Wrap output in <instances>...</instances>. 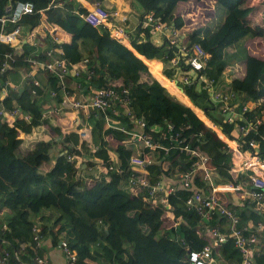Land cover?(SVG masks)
<instances>
[{
    "label": "trees",
    "instance_id": "obj_1",
    "mask_svg": "<svg viewBox=\"0 0 264 264\" xmlns=\"http://www.w3.org/2000/svg\"><path fill=\"white\" fill-rule=\"evenodd\" d=\"M15 1L0 0V14ZM29 1L34 6L32 12L23 14L17 23L7 21L3 25L4 31H11L19 24L24 33L27 30L29 33L19 55L15 54V45L0 40V63L6 59V53L12 54V59H8L11 67L0 70V106L30 113L29 123L50 126L58 140L43 135L28 148L18 136L28 122L23 117L9 122L7 116L0 115V248L9 250V257L0 264H36V257L48 256L44 242L47 238L58 244L60 250V241L66 240L76 251L75 264H191L187 258L189 250H200L208 243L214 258L212 264H241L244 257L230 234V221L218 211L202 220L194 208L186 205L193 188L182 186L177 172H195L193 183L204 193H211V185L203 178V166L195 165L197 156L180 149L173 136L177 133L181 144L207 156L205 164L211 167L212 179L217 184L229 179L237 182L229 171L231 148L223 139L225 135L236 139L242 149H247L249 139L254 137L256 152L264 155V122L248 134L239 128L264 112V57L238 45L250 33L243 19L253 6H241L244 0H213L210 16L190 28L186 14L198 10L201 4L205 7V0H196V4L183 10H179L180 0H129L139 18L137 23L130 20L124 23H129L124 34L131 48L85 20L83 15L88 8L79 0ZM150 12L165 25L163 30L145 23ZM222 15L223 21L214 25L212 22ZM42 23L56 24L71 35L69 42L52 46L54 54L61 53L70 66L63 84L57 73L43 68L34 72L39 84H34L32 77L22 78L15 73L18 68L24 73L29 69V57L46 53L47 48H36L30 37L37 36L35 27ZM42 29L48 37V30ZM175 30L179 36L185 33L184 37L199 43L208 53L201 72L213 79L220 90L235 92L229 103L239 102L236 109L240 115L227 119L220 101L213 102L196 81L182 80L188 66L182 62L170 64L179 47L168 41ZM159 59L165 66L162 73L181 82L185 94L197 106L193 107L195 112L173 81L161 84ZM230 70L233 76L226 74ZM100 85L128 89L132 116L112 114L110 110L107 114L128 128L135 126L133 118H140L143 131L159 145L137 147L124 142L120 130L107 126L105 112L99 108H89L91 145L81 139L75 128H70L69 122L51 119L52 114L41 118L43 110L61 102L62 86L69 96L86 100ZM4 87L8 93L2 96ZM250 101L255 102L254 106L242 110L241 106ZM78 116L82 124L84 111L79 110ZM205 116L221 130L218 133L221 137L205 122ZM168 124L172 126L170 131ZM133 154L148 161L143 166L132 163ZM45 163L48 166L43 168ZM95 165L113 168H108L105 174L90 173L88 168ZM131 176H143L151 183L160 179L169 181L175 188L165 195L166 202H160L157 198L164 194L162 190L149 194L146 189L133 192L126 188ZM221 191L213 193L222 204L235 210L241 223L249 222L251 230L245 233L258 234L257 241L249 247L247 264H264V228L256 229L258 223L264 224V210L257 209L250 200L237 202L231 195L230 200L221 198L218 195ZM205 226L218 227L226 238L213 243ZM36 227L41 234L39 244L33 236Z\"/></svg>",
    "mask_w": 264,
    "mask_h": 264
},
{
    "label": "built area",
    "instance_id": "obj_2",
    "mask_svg": "<svg viewBox=\"0 0 264 264\" xmlns=\"http://www.w3.org/2000/svg\"><path fill=\"white\" fill-rule=\"evenodd\" d=\"M88 11L83 15L84 19L93 24L94 26L105 29L109 33L115 35L122 41H126L125 31L128 28V23L124 24L129 18L125 16H119L115 9L107 8L104 6L102 1L97 0L93 3H90V6L87 7ZM34 9L33 3L29 0H16L11 6L10 9L6 12L0 14V40L4 42H12L16 39V36L21 31V26L17 24L11 31H4L3 25L7 21L17 23L21 16L25 13L32 12ZM194 12V11H193ZM196 13V11H195ZM208 15V14H207ZM191 16H189L190 18ZM145 23L153 24L155 28L163 30L165 25L162 24L158 17L154 13H147L145 16ZM194 25H187V27L192 28ZM179 36L178 31H174L169 37V43L179 45L176 49L177 54L170 58V64L175 65L180 62L188 66L187 73L182 77V80L185 82L196 81L198 87L204 88L211 100L215 102H221L220 108L227 119H232L240 113L236 109V104L229 103L230 97H234L236 94L233 91H222L217 87L215 81L211 78H207L202 72L201 69L205 66L206 60L208 58V53L204 48L196 42H191V39H187L186 36ZM191 40V41H190ZM14 45V44H13ZM176 46V45H175ZM6 59L0 63V70L10 68L8 59H12V54L10 52L6 53ZM49 56V58L47 57ZM32 68H43L50 72H55L60 77V80L63 84V78L66 73L69 71V64L63 58L62 54H54L52 48H47L46 53L43 56L29 57ZM76 75H79V70L75 71ZM29 76L30 73L28 72ZM174 81L178 85L177 78H171V81ZM34 84H39L37 79H33ZM80 83H78V86ZM54 93V92H52ZM2 96L6 95V87L1 90ZM232 95V96H231ZM61 102L59 104L51 105L50 108H47L42 111L41 118H46L50 114L52 118L54 116H59L63 108H68L71 110L70 125L75 124V129L78 131L81 139L86 141L87 145L92 144V133H91V124L88 125L90 118L89 108H99L105 112L106 124L108 126L114 127L121 131L124 136V142L128 144L136 145L137 147L148 146L155 147L159 145L157 142L153 141L149 135H147L142 128L144 124L140 118L135 119L133 123L135 126H138L140 129H136L135 126L128 128L122 123L113 122L110 118V114H107L108 110L112 114L125 113L131 116V96L126 87H115L112 85H100L94 90L93 93L89 94L86 100H80L69 96L67 91L62 86ZM2 102V101H1ZM248 104L242 106V110H246ZM121 109V111H119ZM83 110L85 113V121L79 126V116L78 111ZM0 115H5L9 119V122H13L18 117H23L26 124L19 135L27 134L28 127H31L32 130L42 131L45 124H40L37 126L32 125L30 122L31 114L28 112H23L17 108L6 109L3 106H0ZM264 117V112L261 116H257L253 122H248L245 125H241L239 128L243 131L244 134H248V131L255 130L257 124L261 123V119ZM90 123V122H89ZM44 127V128H43ZM172 126L167 125V130L170 131ZM22 131H27L23 133ZM18 135V136H19ZM177 140L178 147L182 150H185L187 153L197 156L195 165L203 166L204 173L203 178L208 180L211 185V193H204L200 187H197L193 183V178L195 172L192 171H179L176 174L178 181L184 187H192V194L187 197L186 205L194 208L201 216L202 220H208L213 212L218 211L220 214L224 215L230 221V234L234 239L235 245L241 251L244 259L241 264H247L249 262V247L254 244L258 239V234L256 232L245 233L250 231L251 228L247 223H241L239 215L235 210L227 205L222 204L219 201V198L214 195V191H237L240 192L239 198L243 201L250 200L254 202V205L257 209L264 210V155L256 152L257 150V140L254 137H251L248 141L247 149H242L238 142L233 139V145L231 148V163L229 171L232 175V178L237 181L233 182L230 179L222 183H215L212 179L211 167L208 164H205L207 156L200 153L195 148L189 147L187 144H181V141L177 138V133L173 136ZM112 156V154H110ZM132 163L143 166L148 160L140 157L138 154H133L130 158ZM101 162V161H100ZM108 168H113V165H109ZM108 168H101L99 165L89 167L90 173L100 172L106 173ZM94 169V170H93ZM85 173L88 174L86 171ZM242 173V175H241ZM85 176V175H84ZM87 176V175H86ZM239 177V179H238ZM175 178V177H174ZM174 178H171L172 180ZM125 187L133 192H137L139 189H146L149 194L155 193L157 190H162L164 194L157 198V201L166 202L165 195L172 192L175 186L169 181L158 180L156 183H151L147 178L143 176L134 177L131 176L127 179ZM205 230L211 235L213 243L217 244L218 242L223 241L226 238V233L221 231L216 226H205ZM264 228L263 223H258L256 225L257 230ZM33 236L39 244L41 234L38 227L33 229ZM62 258L59 261H54L48 256H38L35 258L36 264H75L77 259L76 251L72 249L66 240L60 241ZM15 256L18 257V254L15 252ZM9 257V250L5 247L0 248V263L3 260H6ZM188 260L191 264H212L214 261L211 244H205L200 250L191 249L188 252Z\"/></svg>",
    "mask_w": 264,
    "mask_h": 264
},
{
    "label": "rangeland",
    "instance_id": "obj_3",
    "mask_svg": "<svg viewBox=\"0 0 264 264\" xmlns=\"http://www.w3.org/2000/svg\"><path fill=\"white\" fill-rule=\"evenodd\" d=\"M196 0H180L179 1V10H183V9H187L189 7H192L194 5V3L196 4L195 2ZM205 2H207V5L204 7L202 6V4L200 5V8L198 10L202 11V13H200L197 9H195V11L193 12L192 10L189 11L186 16H191L189 18V24L188 25H195L197 23H201L203 21H205L210 15H207V14H210L209 12L211 11L212 7H213V0H205ZM105 5L107 6H110L112 7V9H115L117 12V14L119 16H127L129 19V14L133 13V9L131 7H129V5L127 6V4L129 3V0H121L120 3L117 2L116 0H103L102 2ZM246 5H252L253 6V9H259L261 8V11H262V14L261 15H257V16H254V17H251L249 18L252 22H249V26L252 28L250 31V33L247 35V37H243L239 42H238V45H245L249 51H251L252 53H254L255 55H258V56H261V57H264V1L263 0H244L242 3H241V6H246ZM106 6V7H107ZM199 6V5H197ZM110 7H107V8H110ZM207 11V13H206ZM123 13V14H122ZM254 15H256V12L253 13ZM252 15V14H251ZM223 15L220 17V16H217L216 20H214L212 23L215 25H218L220 24L223 20ZM131 21V20H130ZM211 22V21H210ZM252 24V25H251ZM128 26H129V23H128ZM99 27V26H98ZM105 30V29H103ZM160 36H162V33L160 34ZM127 39V38H126ZM124 42V41H123ZM125 43V42H124ZM127 45V43H125ZM129 46V45H128ZM160 60V59H159ZM159 63L161 64V73L163 72V68L165 67L164 66V63L162 60L159 61ZM149 69V68H148ZM240 69V68H239ZM150 71V70H149ZM150 74L152 76H154L152 74V72L150 71ZM163 74V73H162ZM226 74L228 76H233V71H226ZM146 76V75H145ZM155 77V76H154ZM156 78V77H155ZM168 80L171 82V79L169 77H166L164 74L162 76V78L159 80L161 82V84L163 86H165L167 83H168ZM173 81V80H172ZM174 82V81H173ZM175 83V82H174ZM181 82L178 81V85H180ZM176 84V83H175ZM167 89V87H166ZM168 90V89H167ZM169 91V90H168ZM170 92V91H169ZM184 94L185 92L182 91ZM172 93V92H170ZM173 94V93H172ZM175 95V94H174ZM176 96V95H175ZM185 96L187 97V99L190 100V98L185 94ZM232 96V95H231ZM177 98H179L178 96H176ZM179 100H181L179 98ZM182 102H184L183 100H181ZM190 102L192 103V105H189L186 103L187 105H189L192 109L193 107H197L193 104V102L190 100ZM215 102V101H213ZM234 104L238 105L239 102L238 101H233ZM245 104H248V107L250 106H254L255 102L253 101H250L249 103H245ZM244 104V105H245ZM247 107V108H248ZM242 108V106H241ZM196 110V109H195ZM202 110V109H201ZM194 111V109H193ZM197 111V110H196ZM203 111V110H202ZM195 112V111H194ZM204 115H205V112L203 111ZM197 114V113H196ZM198 115V114H197ZM132 116V115H131ZM200 117V116H199ZM206 117V116H205ZM52 118V116H51ZM201 118V117H200ZM207 118V117H206ZM208 119V118H207ZM209 120V119H208ZM106 121V119H105ZM133 121H135V119L133 118ZM90 122V120H89ZM113 122H115L113 120ZM206 122V121H205ZM261 122H264V117L261 119ZM207 123V122H206ZM91 124V123H90ZM208 124V123H207ZM81 124L79 123V126ZM210 125V124H209ZM108 126V125H107ZM111 127V126H109ZM136 129H140L138 126H135ZM28 133L30 134V137H29V140H30V145H34L36 141L40 140L39 139V136L42 134L43 135H47V136H50V137H55L56 140H58V137L57 135H55L54 131L52 130V128H50V126H45V128L42 130V131H39V130H32L31 127H28ZM45 133V134H44ZM218 134V132H217ZM219 135V134H218ZM225 135V134H224ZM20 136V135H19ZM220 136V135H219ZM49 137V138H50ZM221 137V136H220ZM225 140V142L228 144L233 145V142L231 138H228L226 135H225V138H223ZM236 140V139H235ZM27 141V140H26ZM26 143V142H25ZM27 144V143H26ZM134 146V145H132ZM52 154H55L54 153V149L52 150ZM86 157H84L85 159ZM85 166V164H83ZM48 165L45 163L43 164V168H46ZM176 166V165H175ZM89 167V166H88ZM218 181H222V180H218ZM231 192H218V195L219 197L221 198H226L228 196H230ZM220 264V263H219Z\"/></svg>",
    "mask_w": 264,
    "mask_h": 264
},
{
    "label": "crops",
    "instance_id": "obj_4",
    "mask_svg": "<svg viewBox=\"0 0 264 264\" xmlns=\"http://www.w3.org/2000/svg\"><path fill=\"white\" fill-rule=\"evenodd\" d=\"M79 1L81 3H83L86 7L90 6V3L87 0H79ZM111 1H113V0H111ZM116 1L120 3L121 0H116ZM102 2H103V0H102ZM128 5L130 7L129 3L127 4V6ZM105 6H107V5H105ZM107 7H110V6H107ZM129 17H130V14H129ZM42 24H40L41 26L40 25L38 26L39 28L35 27V30L38 31L37 36L36 37L34 35L30 36L33 39L32 44L36 48H38L40 46L42 49H44V48H49L50 49V48H52L54 43L55 44H61L63 42H69L70 41L71 35L69 33H67L66 31L62 30L60 27H58V25L53 24V23H42ZM22 28L23 27H21V31L16 36V39L12 42V44H14L16 46V48H17V51L15 53L16 55H19V54H21L23 52V50L21 48V44L23 42H25L26 39H28L26 37H27V34L29 33V31L27 30V32H26L27 34H26V33H24ZM42 28L48 30V37H46V34H44L46 31H44ZM58 49L59 48L57 47L56 50H58ZM153 60H156V59H153ZM37 68H40V67H37ZM37 68H32L30 66L29 69L25 73L22 72L23 70H21V68H18L15 73H16V75H18V76L23 78L24 76H28L27 73L29 72L30 73L29 77H32V79H37L38 80L37 77H34V72L36 71ZM14 70L15 69H12V71H14ZM9 80H10V82H13L12 79L9 78ZM77 86H78V84H77ZM78 87H80V86H78ZM7 93L8 92L6 90V94ZM70 115H71V110L69 112H66V108H63L62 111H61V114L59 116L56 115V116H54V118H51V119L58 118L59 120L62 121V123L66 122V121L70 122V117H71ZM205 121L208 124H210V122H211L206 117H205ZM216 130L220 133V130L218 128H216ZM22 132L23 133H27V131H22ZM19 137L22 138L23 145L27 146L28 148H30L29 147V145L31 144L30 140H29L30 134L29 133L21 134ZM40 138H42V134L39 136V139ZM174 175H173V177H174ZM223 192H228V193L231 192L230 195H231V197L233 198L234 201L240 202V200H242L241 198H239L240 192H237V191H223ZM225 199L230 200L231 198L229 199V196H228ZM44 242H45V245H46V252L45 253L52 260L59 261L62 258V253H61V250L59 248V245L58 244L57 245L52 244V242H51V240L49 238H47Z\"/></svg>",
    "mask_w": 264,
    "mask_h": 264
},
{
    "label": "clouds",
    "instance_id": "obj_5",
    "mask_svg": "<svg viewBox=\"0 0 264 264\" xmlns=\"http://www.w3.org/2000/svg\"><path fill=\"white\" fill-rule=\"evenodd\" d=\"M264 1V0H263ZM252 6V5H251ZM256 12V15H254L253 13ZM135 14V13H134ZM252 14V15H251ZM262 14V11H261V8L259 9H252L247 17H245L243 20L245 22V24L247 25V27L249 28V30H251L252 28L249 26V22H252L249 18L251 17H254V16H257V15H261ZM130 20V19H129ZM132 22V21H131ZM134 23V22H133ZM252 25V24H251ZM124 42H128L129 43V40H126ZM181 86V85H180ZM182 87V86H181ZM184 91V90H183ZM211 126V125H210Z\"/></svg>",
    "mask_w": 264,
    "mask_h": 264
},
{
    "label": "water",
    "instance_id": "obj_6",
    "mask_svg": "<svg viewBox=\"0 0 264 264\" xmlns=\"http://www.w3.org/2000/svg\"><path fill=\"white\" fill-rule=\"evenodd\" d=\"M130 20L134 23H137L139 21V18L134 14L131 13L130 14ZM126 43V42H125ZM127 45H129L131 47V45L127 42ZM132 48V47H131ZM143 57V56H142ZM179 88L183 91V88L181 86H179ZM75 124L71 125L70 128H74Z\"/></svg>",
    "mask_w": 264,
    "mask_h": 264
},
{
    "label": "bare ground",
    "instance_id": "obj_7",
    "mask_svg": "<svg viewBox=\"0 0 264 264\" xmlns=\"http://www.w3.org/2000/svg\"><path fill=\"white\" fill-rule=\"evenodd\" d=\"M210 125L216 130V128H218L216 125H214L212 122H210ZM219 129V128H218ZM220 130V129H219ZM217 131V130H216ZM218 132V131H217ZM219 133V132H218ZM221 133V130H220Z\"/></svg>",
    "mask_w": 264,
    "mask_h": 264
}]
</instances>
